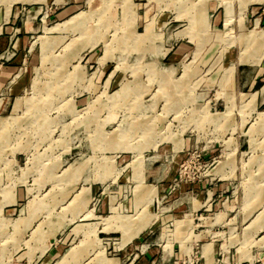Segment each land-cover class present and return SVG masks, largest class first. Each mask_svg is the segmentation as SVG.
Returning <instances> with one entry per match:
<instances>
[{"label": "rangeland", "instance_id": "rangeland-1", "mask_svg": "<svg viewBox=\"0 0 264 264\" xmlns=\"http://www.w3.org/2000/svg\"><path fill=\"white\" fill-rule=\"evenodd\" d=\"M35 1L39 0H0V23L4 10L8 18L11 5L17 7L16 11L21 8L25 12ZM87 1L89 3L83 4L72 16L54 21L49 11H43L38 21L43 26L25 39V46L16 50L10 47L7 52L0 53V65L11 62L21 65L18 73L27 84L22 90L14 88V91L11 86H0V210L5 197L12 194L9 202L6 201L8 212L0 211V257L11 255L12 261L17 263L26 257L29 259L36 246L18 244L20 236L15 233L14 226L18 227L21 220L12 226L14 218L34 217L39 209L41 212L33 224L41 222L42 226H48L49 220L56 219L57 215L68 214L69 210L62 208L67 202L64 195L69 197L85 186V182H69L71 166H67L78 159L96 177L100 153L114 154L112 150L98 148L100 130L108 132L106 138L112 143L111 138L117 136L115 128L120 124L118 148L123 152L120 150L118 154L129 158L135 172L138 160L153 154L161 159L169 158L170 154L164 151L165 139L169 138V132L183 126L185 130H194V116L201 99L213 97L227 101L228 94L236 90L244 92L242 87L235 90L234 71L230 75L227 69L231 60L238 59L242 42L246 45L259 43V47L251 54L243 51L241 61L248 58L258 63L264 56V22L260 28L243 35L250 27L240 28L234 21L238 10L242 14L252 3L260 4L251 5L246 16L250 18L251 13L264 15V0H218L220 7L216 13L220 16L224 13L225 27L222 22L215 27L211 23L208 25V0ZM182 44L184 50L179 49L176 55L165 54L167 48L173 46L175 49ZM229 46L233 52H223ZM111 71L113 79H121L120 88L117 81L108 88L101 86ZM79 92L86 94L88 101L77 109L97 112L102 117H73L74 99ZM195 95L202 98L191 97ZM216 107L222 106L217 103ZM257 116L258 123H264V112H258ZM254 136L264 144V136ZM204 152L197 148L187 151L179 167L178 180L195 181L210 169L211 166L204 163ZM261 152L256 146L248 154ZM236 154L238 156V152ZM104 160L103 168L109 173L111 159ZM251 168L255 166L252 164ZM106 184L110 183H102ZM21 189H27V195L15 202L14 194ZM135 189L138 190L137 186ZM86 190L82 187L73 197L77 206H85ZM98 199L99 195L90 197L86 209L94 207ZM54 204L51 212H45ZM159 207L160 204L155 210ZM111 210V215L101 218L102 230L122 229V243L138 234L152 216L146 208L135 215H121L120 211L119 214L115 204ZM92 216L89 211L83 214V217ZM85 222L88 221L77 217L62 232L61 236L67 235L64 248H69L55 264H114L113 260L119 264L112 249L119 232L98 240V236H106L99 234L100 224L96 228L77 229V224ZM181 224L182 220L175 221L177 229ZM37 234L38 229L34 228L31 237ZM45 248L42 245L41 249ZM33 254L30 264L41 252L34 249ZM189 264L197 263L190 261Z\"/></svg>", "mask_w": 264, "mask_h": 264}, {"label": "crops", "instance_id": "crops-1", "mask_svg": "<svg viewBox=\"0 0 264 264\" xmlns=\"http://www.w3.org/2000/svg\"><path fill=\"white\" fill-rule=\"evenodd\" d=\"M86 2L88 1L39 0L32 2L33 6L25 12L21 8L16 11L17 7L13 8L11 5L8 18L5 17L4 10L3 21L0 23V53L7 52L10 47L16 50L25 46V39L43 26L38 22L41 19L39 15L43 11L46 13L49 11L48 14L54 21L71 15ZM257 4L260 3L248 4L242 14L238 10L237 18L234 20L238 22V27L244 29L250 27L243 32V35L251 29L260 28L261 22H264L262 14L251 13L250 18L246 16L249 7ZM218 7H220L218 0H208L207 12L210 14L208 25L211 23L212 27L221 22L224 26V13L222 16L217 14ZM230 25L229 29H231ZM230 47L223 52H233ZM256 47H259V43L246 45L242 42L238 50V59L231 60L227 68L230 70V75L234 71L235 90H241L242 87L244 92L236 90V93L228 94L227 101L213 97L203 100L200 95L191 96L202 100L194 116L195 128L185 130L186 127L183 126L169 132L170 136L165 139L167 141L164 147V151L170 154L169 158L161 159L159 155L153 154L145 160H138V169L135 172L131 168L129 158L123 153L118 154L123 150L118 148L121 144V137L118 139L120 124L115 128L117 138H111L112 143L106 138L108 132L100 130L98 148L101 151L112 150L114 154L108 156L107 153L103 152L104 155L100 153L99 171L96 177L92 176L90 170L85 169L86 165L79 163L78 159L67 166H71L67 177L69 182H85V186H82L87 188L83 200L85 206H77L75 201H72L81 187L69 197L68 194L64 195L67 202L62 208L66 207L69 210L68 214L57 215L56 219L49 220L48 226H42L41 222L33 224L41 212L39 209H36L34 217L14 218L12 226L17 220H21L18 227L14 226L15 233L20 236L18 244L32 247L34 244L36 248L31 250L29 259L26 257L25 260L17 263L12 261L11 255H4L0 257L1 264H30L31 257H34V249L41 254L35 256L36 259H33L32 264L35 262L55 264L69 248H64L67 235L61 236V234L77 217L79 220L88 221L77 224V229L94 226L96 228V225L100 224L98 232L106 236H98V240L108 239L109 234L119 232L116 245L112 247L119 264H189L190 261L197 264H264V144L262 139L258 141L254 136L258 134L264 136V123H258L257 116L258 112H264V56L258 63H253L248 58L244 61L240 60L243 51L251 54ZM173 49V46L167 48L165 54L176 55L179 49H183V44ZM2 64L0 86L5 88L11 86L13 91L17 88L22 90L27 84L22 74L18 73L22 69L21 65L12 62ZM113 78L114 74L111 71L106 75L101 86L108 88L117 81L120 88L121 79ZM79 93L74 99L76 109L72 111L73 117H99L97 112L77 109L88 101L86 94ZM217 103L222 107L217 108ZM103 117L106 118L107 115ZM251 117L253 120L250 121ZM160 142L152 149L155 150ZM111 146H115L116 149ZM256 146H259L262 152L249 155L251 149ZM192 148L206 151L203 153L204 163L211 167L195 181L178 180L179 167L186 159L187 151ZM104 158L111 159L109 173L103 168ZM252 164L255 168H251ZM176 181L178 183H175ZM103 182L110 184L103 186ZM136 186L138 190L135 189ZM26 195L27 189L16 190L15 202L20 196L26 197ZM95 195H99L97 203L94 207L86 209L88 199L90 197L93 199ZM5 198L0 211L8 212V202L12 194L9 198ZM56 204L45 212H51ZM112 204L117 206L119 214L122 212L121 215H135L137 211L146 208V212L152 215L151 219L138 234L122 243V229L111 227L109 230H102L101 218L112 214ZM158 204L161 207L155 210ZM88 211L94 216L83 217ZM96 219L99 221H94ZM176 220H182L178 229L175 225ZM34 228L38 229L39 234L31 237ZM51 232L54 234H50ZM42 245L46 247L43 250ZM167 246H171L169 251ZM113 262L117 263L114 260Z\"/></svg>", "mask_w": 264, "mask_h": 264}, {"label": "bare ground", "instance_id": "bare-ground-1", "mask_svg": "<svg viewBox=\"0 0 264 264\" xmlns=\"http://www.w3.org/2000/svg\"><path fill=\"white\" fill-rule=\"evenodd\" d=\"M67 254H69V253H67Z\"/></svg>", "mask_w": 264, "mask_h": 264}]
</instances>
